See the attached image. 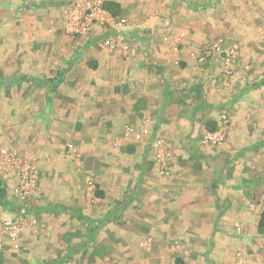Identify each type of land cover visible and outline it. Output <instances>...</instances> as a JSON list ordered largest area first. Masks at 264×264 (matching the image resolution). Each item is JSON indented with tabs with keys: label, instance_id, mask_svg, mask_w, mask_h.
<instances>
[{
	"label": "crops",
	"instance_id": "0c3cea01",
	"mask_svg": "<svg viewBox=\"0 0 264 264\" xmlns=\"http://www.w3.org/2000/svg\"><path fill=\"white\" fill-rule=\"evenodd\" d=\"M13 1L44 11L51 26L27 68L55 71L23 77L40 86L43 107L29 105L30 116L45 121L26 145L10 148L38 161L40 195L27 208L39 222L22 230L18 249L0 252V264H223L236 241L256 250V264L264 261L257 238L264 234V92H256L264 86L251 88L242 44L221 38L225 47L240 45L234 74L225 77L223 54L197 59L208 44L199 0H101L115 2L118 13L105 7L106 23L86 35L58 24L84 0ZM117 31L137 44L135 55L102 45ZM221 112L230 117L227 136L206 145L202 135ZM144 120L151 137L125 140V127ZM155 138L170 143L166 173L154 158ZM56 154L71 168L52 176L46 166ZM0 180L10 197L14 178L0 171Z\"/></svg>",
	"mask_w": 264,
	"mask_h": 264
},
{
	"label": "rangeland",
	"instance_id": "374dc122",
	"mask_svg": "<svg viewBox=\"0 0 264 264\" xmlns=\"http://www.w3.org/2000/svg\"><path fill=\"white\" fill-rule=\"evenodd\" d=\"M2 1L3 3L0 4V79L15 78L17 83L0 87V144L12 147L17 144L26 145L30 137L29 133L41 129L45 121V118L30 116V107L33 108L35 105L43 107L44 95L42 92L35 91L40 87L36 82H28L23 77L29 75L41 78L42 73L53 74L55 70L27 68L28 64H32L34 52L36 54V51L41 50V46L36 43L41 36L39 34L51 27L46 23L44 11L35 14L27 5L15 4L13 0ZM198 2L195 4L196 10H199L200 16L205 14L206 32L202 44L210 43L218 38L239 41L246 52L245 60L250 65L246 70L253 78L250 79L251 88L259 89L264 86V30L261 23L264 0H205L206 6L200 0ZM58 24L60 26L61 23L58 22ZM256 92L263 94L264 88ZM68 154L71 153L68 152L67 146L63 156ZM70 159L74 160L72 157ZM70 165L71 163L65 158L56 154L53 162L46 167L53 176L69 170ZM56 187L54 190L57 189ZM234 237L236 240L243 241L241 234L237 233ZM257 238L261 242L259 253L264 259V234H258ZM255 254L256 250L253 247L236 241L223 264H256ZM209 264L216 263L210 261ZM260 264H264V261Z\"/></svg>",
	"mask_w": 264,
	"mask_h": 264
},
{
	"label": "built area",
	"instance_id": "2783aa9c",
	"mask_svg": "<svg viewBox=\"0 0 264 264\" xmlns=\"http://www.w3.org/2000/svg\"><path fill=\"white\" fill-rule=\"evenodd\" d=\"M106 11L101 0L76 1L67 8L61 26L72 34L86 35L95 25L106 23ZM261 23L264 30V10L261 14ZM102 45L118 47L124 55H135L138 52L137 44L122 31L106 34L102 39ZM239 48L240 45L236 41L225 47L223 39H216L203 47L197 59L203 63L209 55L223 54V73L225 77H231L235 71ZM229 124V115L221 112L216 127L209 128L203 133L202 142L209 146L223 142L227 136ZM151 135L152 130L147 120L143 121L140 128L127 125L123 132L125 140L135 142H145ZM151 147L154 149V158L159 163V171L166 173L171 149L169 141L164 138H155L151 142ZM0 171L11 174L15 180L11 196L8 197L13 207L8 208L0 204V252H2L18 249L22 230L38 225L37 214L27 208V204L40 195L41 170L36 159L27 158L18 150L0 144ZM88 185L94 187L95 183L90 179ZM172 246L177 248L181 246V242L175 240ZM117 262L115 260L109 264H117Z\"/></svg>",
	"mask_w": 264,
	"mask_h": 264
},
{
	"label": "trees",
	"instance_id": "16d2710c",
	"mask_svg": "<svg viewBox=\"0 0 264 264\" xmlns=\"http://www.w3.org/2000/svg\"><path fill=\"white\" fill-rule=\"evenodd\" d=\"M105 7L107 9H109L114 14L118 13L115 10L116 7H117L115 2L106 1L105 2ZM61 74H62L61 71L57 73V75L53 79V83H57L59 81V77H60ZM24 77L27 78V76H24ZM8 83L10 84V83H12V81L11 80L7 81V84ZM212 128H215V127H211L210 126V129H212ZM0 204L5 206V207H8V208H12L13 207L11 201L8 199L6 188H5V186H4V184H3V182L1 180H0ZM77 215L80 216L79 214H77ZM259 231L264 233V214L262 215V218H261L260 223H259Z\"/></svg>",
	"mask_w": 264,
	"mask_h": 264
}]
</instances>
